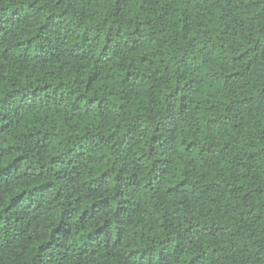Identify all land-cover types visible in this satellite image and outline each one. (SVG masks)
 I'll use <instances>...</instances> for the list:
<instances>
[{
    "label": "trees",
    "instance_id": "16d2710c",
    "mask_svg": "<svg viewBox=\"0 0 264 264\" xmlns=\"http://www.w3.org/2000/svg\"><path fill=\"white\" fill-rule=\"evenodd\" d=\"M0 264H264V0H0Z\"/></svg>",
    "mask_w": 264,
    "mask_h": 264
}]
</instances>
